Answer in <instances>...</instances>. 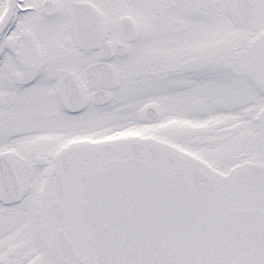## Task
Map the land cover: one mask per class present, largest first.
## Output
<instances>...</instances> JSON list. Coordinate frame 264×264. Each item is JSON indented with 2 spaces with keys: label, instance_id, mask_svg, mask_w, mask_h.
<instances>
[{
  "label": "snow or ice",
  "instance_id": "snow-or-ice-1",
  "mask_svg": "<svg viewBox=\"0 0 264 264\" xmlns=\"http://www.w3.org/2000/svg\"><path fill=\"white\" fill-rule=\"evenodd\" d=\"M0 264H264V0H0Z\"/></svg>",
  "mask_w": 264,
  "mask_h": 264
}]
</instances>
